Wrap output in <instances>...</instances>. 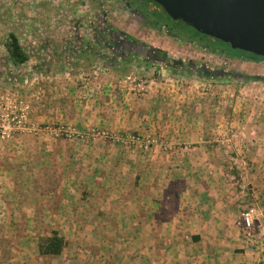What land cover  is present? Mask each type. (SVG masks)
I'll list each match as a JSON object with an SVG mask.
<instances>
[{
	"label": "crops",
	"instance_id": "0c3cea01",
	"mask_svg": "<svg viewBox=\"0 0 264 264\" xmlns=\"http://www.w3.org/2000/svg\"><path fill=\"white\" fill-rule=\"evenodd\" d=\"M89 82L79 91L71 85L68 97L61 84L63 98H50L58 86H47L35 117L154 143L126 147L45 135L16 137L0 149V264L261 261L264 225L247 243L239 208L254 211L264 197V132L248 151L237 133L226 131L224 117L214 119L224 108L212 111L216 102L203 92L201 101L157 91L135 97L108 80ZM218 94L220 103L224 94ZM232 166L251 185L248 199L227 183ZM53 233L63 239L61 252L41 254L40 242Z\"/></svg>",
	"mask_w": 264,
	"mask_h": 264
},
{
	"label": "rangeland",
	"instance_id": "374dc122",
	"mask_svg": "<svg viewBox=\"0 0 264 264\" xmlns=\"http://www.w3.org/2000/svg\"><path fill=\"white\" fill-rule=\"evenodd\" d=\"M147 5L153 11L154 6L147 4V0H0V149H8L16 137L41 138L48 135L52 139L70 142L92 139L88 135L79 140L67 138L57 135L58 129L82 132L93 127L105 130L94 126L84 128L71 122H43L33 112L35 102L47 94V86L50 90L58 86L49 94L50 98H63L61 84L66 83L64 92L68 97L71 85L76 91L84 86L89 88L91 77L111 81L119 91L123 90L121 84L127 88L135 79L134 83L144 84V96L157 91L159 97L178 93L201 101L199 96L203 92L212 104L216 102L212 111L224 108V111H215L214 119L218 118L217 113L224 117L226 131L237 133L239 140L241 137L245 141L248 151L256 149V145L250 142L255 143V137L259 136L262 140L261 133L264 132V61L210 53L194 42L169 36L164 29L155 30L136 10V7L144 9ZM166 21L169 26L175 25L182 34L196 35L182 24ZM10 34L16 36L28 54V61L22 65L14 66L8 60L5 44ZM124 35L133 40L120 48V56L104 46L114 37L123 41ZM142 44L165 52L166 61L155 62L143 56L141 52L145 48ZM92 51L97 52L100 58ZM101 55L106 58L102 59ZM191 67H204L211 72L220 71L231 76L202 77ZM218 93L224 94L220 103H217ZM212 122L216 124L215 120ZM4 128L8 130V137L1 134ZM240 133H248L249 138L242 137L244 134L240 136ZM226 179L228 184L235 185L239 192L244 193L243 198L248 199L245 195L252 192L249 190L251 185H248L247 178L243 179L239 169L234 166L228 168ZM259 198L256 210L250 206L243 207V204L239 208V212L249 211L252 215L253 222L246 233L247 243L258 239L256 233L260 232L257 229L264 225V197ZM259 251L263 256L261 261L248 260L244 264H264V246Z\"/></svg>",
	"mask_w": 264,
	"mask_h": 264
},
{
	"label": "water",
	"instance_id": "95a60500",
	"mask_svg": "<svg viewBox=\"0 0 264 264\" xmlns=\"http://www.w3.org/2000/svg\"><path fill=\"white\" fill-rule=\"evenodd\" d=\"M174 22L264 58V0H149Z\"/></svg>",
	"mask_w": 264,
	"mask_h": 264
},
{
	"label": "trees",
	"instance_id": "16d2710c",
	"mask_svg": "<svg viewBox=\"0 0 264 264\" xmlns=\"http://www.w3.org/2000/svg\"><path fill=\"white\" fill-rule=\"evenodd\" d=\"M147 4H152L154 6L153 11H151V9H149L148 5L144 9L140 8V7H136V10H138V13L141 16V18H143L144 20H147L149 22V24L155 30H163L164 29L166 32H168L169 36L182 38V39L189 41V42H194L195 44L199 45L201 48H203L204 50H206L207 52H210V53H216L219 55L223 54V55H228V56L236 55L238 58H241V59H248V60H252V61H264V58L254 56V55L249 54V53H245V52L238 51V50H232V49L227 50V49H225V47H229V45L224 44V43L217 41L215 39L206 37L204 35H201V34L197 33L196 31H194L192 28L182 24L181 22L172 21V23L182 24L183 26H186L187 28L194 31V33L196 35L194 36V35L182 34V33H180L181 31L180 32L177 31V29H176L177 27L175 25L169 26L167 24L166 20H168L170 22H171V20L167 17V15L164 13V11L158 5H156L155 3H152L149 0H147ZM112 33H115V32L112 31ZM202 37L207 38L208 41L205 42ZM132 40L133 39L131 37H129L128 35H124L123 41H121V40L118 41L117 38L114 37V39L112 40L111 43L107 42V44H106L104 41H102V42H103V44L105 43L104 46L106 47V49H108L109 51H112L116 55H119V54H122L121 53L122 49H120V48L123 47L125 45V43H128ZM219 45H221V46H219ZM141 46H143L145 48V50L142 51L141 54L143 56H145L146 58L151 59L152 61H155V62H165L166 61L167 55L162 50L156 49V48H153L150 46H145L144 44H142ZM5 49L7 52L8 60L14 66L22 65L28 61V54L19 45L18 40L14 34H10L8 36V41L5 44ZM118 50H120V51L118 52ZM92 52H93V55L100 58V56L97 52H94V51H92ZM101 58L105 59L106 57H105V55H101ZM193 68L194 67H191V69H193ZM194 72L199 74L202 77H209V78H213L216 76L217 77H229V76H231L228 73H224V72H220V71H216L214 73V72L207 70L204 67L194 68ZM63 245H64L63 239L61 237L57 236L56 233H53V235L51 237L44 239L40 242L39 251L43 255H56V254H59L61 252Z\"/></svg>",
	"mask_w": 264,
	"mask_h": 264
},
{
	"label": "built area",
	"instance_id": "2783aa9c",
	"mask_svg": "<svg viewBox=\"0 0 264 264\" xmlns=\"http://www.w3.org/2000/svg\"><path fill=\"white\" fill-rule=\"evenodd\" d=\"M127 80H130L129 77H127ZM133 79L131 81V84L126 88L125 84H121V88L124 90H126L130 95L135 96V97H143L146 93V89L145 86L142 82H136L134 83ZM63 130V129H62ZM61 129H58V133L57 135H61V136H65L67 138H77L79 139H83L85 136H90L92 138H101L104 140H108V141H112V142H116L120 145L126 146V147H130V146H135L137 144H142L145 146H148L152 143H154V140L151 138H146V139H142L139 138L137 136L134 135H129V136H120L117 135L115 133H112L108 130H99L97 128H88L85 131H77L76 129H65L64 131H62ZM2 136L3 137H8L9 133L8 130L6 128H4V130L2 131ZM240 219L242 221V224L244 227L246 228H250L252 225V215L251 212L249 211H245L243 213H241L240 215Z\"/></svg>",
	"mask_w": 264,
	"mask_h": 264
},
{
	"label": "flooded vegetation",
	"instance_id": "af4514ba",
	"mask_svg": "<svg viewBox=\"0 0 264 264\" xmlns=\"http://www.w3.org/2000/svg\"><path fill=\"white\" fill-rule=\"evenodd\" d=\"M118 52H119V50H118Z\"/></svg>",
	"mask_w": 264,
	"mask_h": 264
}]
</instances>
